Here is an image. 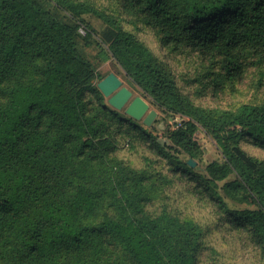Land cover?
<instances>
[{
	"label": "trees",
	"instance_id": "trees-1",
	"mask_svg": "<svg viewBox=\"0 0 264 264\" xmlns=\"http://www.w3.org/2000/svg\"><path fill=\"white\" fill-rule=\"evenodd\" d=\"M50 1L78 22L89 10L75 0ZM119 3L154 30L166 52L112 21L109 51L173 120L170 145L104 101L97 87L104 76L77 49L81 23L63 22L44 0H0V264H197L200 226L155 206L152 166L133 168L115 157L121 145L135 144L161 158L174 181L186 180L188 192L243 234L264 264V159L240 146L248 139L264 149V100L204 108L181 90L168 64L170 52L186 49L220 59L233 76L248 56L264 60V0ZM202 132L217 150L206 174L188 164L207 153ZM219 190L253 207L230 208Z\"/></svg>",
	"mask_w": 264,
	"mask_h": 264
},
{
	"label": "rangeland",
	"instance_id": "rangeland-1",
	"mask_svg": "<svg viewBox=\"0 0 264 264\" xmlns=\"http://www.w3.org/2000/svg\"><path fill=\"white\" fill-rule=\"evenodd\" d=\"M44 1L47 2V8L63 22L67 24L78 22L58 7L54 1ZM75 1L82 2L89 8L81 15V21L78 22L82 24V28H78L79 54L91 63L98 77H105L113 72L122 81V85L132 91V97L139 95L144 98L149 105L145 115L150 110H154L156 115L149 125H145L142 119L137 122L156 134L161 143L170 145L166 131L173 120L142 95L112 57L108 48L116 32V26L112 23L114 21L115 24L133 33L153 51L166 55L165 50L160 49L154 30L142 19L128 17L119 0ZM87 34L88 37L84 39L83 36ZM168 56V64L177 84L196 105L209 109L229 110L243 103H259L264 100V60L258 61L256 57L248 56L243 59L242 68L232 76L222 69L220 59H208L186 49L181 52H170ZM104 101L107 103V97H104ZM119 112L124 114L123 109ZM174 120L179 121L180 118L176 117ZM199 144L207 150V153L200 159H190L198 172L206 174L205 165L214 157L217 150L213 139L203 132L200 134ZM240 146L249 155L264 159V149L256 147L248 139L242 140ZM176 154L182 160L188 158L184 152L179 151ZM115 157L133 168L152 166V174L157 179L159 187L155 195V206L161 208L165 205L175 214L192 219L200 226L202 249L199 252L197 264H262L256 250L247 242L245 236L230 229L219 219V215L214 213V209L208 203L200 202L195 193L188 192L186 180L174 181L170 177L172 171H169L164 161L156 157L148 148L140 144H135L133 147L121 145ZM153 169L160 172L161 176H156ZM222 183L223 181H220L218 184ZM219 192L230 208L253 207L250 204H238L224 196L221 190Z\"/></svg>",
	"mask_w": 264,
	"mask_h": 264
},
{
	"label": "water",
	"instance_id": "water-1",
	"mask_svg": "<svg viewBox=\"0 0 264 264\" xmlns=\"http://www.w3.org/2000/svg\"><path fill=\"white\" fill-rule=\"evenodd\" d=\"M98 89L104 97H107V103L116 110H124V113L135 120L142 119L145 125H149L154 119L156 112L148 110V102L137 95L132 97V91L122 85V81L118 76L110 72L97 83ZM188 164L194 166V162L189 159Z\"/></svg>",
	"mask_w": 264,
	"mask_h": 264
},
{
	"label": "built area",
	"instance_id": "built-area-1",
	"mask_svg": "<svg viewBox=\"0 0 264 264\" xmlns=\"http://www.w3.org/2000/svg\"><path fill=\"white\" fill-rule=\"evenodd\" d=\"M79 28H82V26H80Z\"/></svg>",
	"mask_w": 264,
	"mask_h": 264
}]
</instances>
